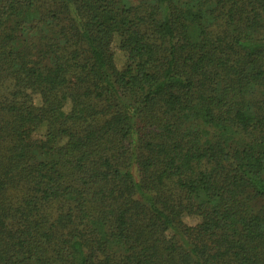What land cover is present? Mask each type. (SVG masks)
I'll list each match as a JSON object with an SVG mask.
<instances>
[{
	"label": "trees",
	"instance_id": "obj_1",
	"mask_svg": "<svg viewBox=\"0 0 264 264\" xmlns=\"http://www.w3.org/2000/svg\"><path fill=\"white\" fill-rule=\"evenodd\" d=\"M0 264H264V0H0Z\"/></svg>",
	"mask_w": 264,
	"mask_h": 264
},
{
	"label": "rangeland",
	"instance_id": "obj_2",
	"mask_svg": "<svg viewBox=\"0 0 264 264\" xmlns=\"http://www.w3.org/2000/svg\"><path fill=\"white\" fill-rule=\"evenodd\" d=\"M113 46H114V51L116 53V63L119 67H121V65L124 63V54L118 46V39L115 40ZM185 221L190 224H194L197 222L196 219L190 218L189 216L185 218Z\"/></svg>",
	"mask_w": 264,
	"mask_h": 264
}]
</instances>
